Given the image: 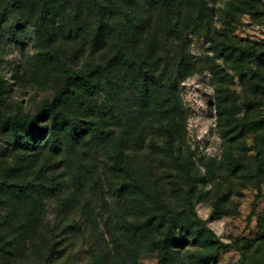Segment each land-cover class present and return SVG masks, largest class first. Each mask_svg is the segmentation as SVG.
I'll use <instances>...</instances> for the list:
<instances>
[{
    "label": "rangeland",
    "instance_id": "1",
    "mask_svg": "<svg viewBox=\"0 0 264 264\" xmlns=\"http://www.w3.org/2000/svg\"><path fill=\"white\" fill-rule=\"evenodd\" d=\"M199 1L0 0V145L91 130L85 150L68 157L70 179L43 201L57 227L56 264H159L161 254L164 264H264V0L202 2L203 25L186 32L177 126L167 90L141 97L125 61L104 77L99 99H85L72 76L114 56L105 17L135 19L127 27L160 42ZM67 86L73 93L57 110L77 121L70 133L51 107ZM10 119L33 126H2ZM118 159L133 170L113 173ZM10 207L1 191L0 222ZM7 252L0 248L2 264Z\"/></svg>",
    "mask_w": 264,
    "mask_h": 264
},
{
    "label": "trees",
    "instance_id": "2",
    "mask_svg": "<svg viewBox=\"0 0 264 264\" xmlns=\"http://www.w3.org/2000/svg\"><path fill=\"white\" fill-rule=\"evenodd\" d=\"M203 1L196 4L195 10L188 17L185 15H179L178 18L173 17L170 29L174 32L163 33L160 42L152 39L156 36L145 39L141 33V27L137 24L133 30L132 27H127L135 24V19L122 22L111 20V16L108 17L109 19L105 17L104 21L110 29L107 39H113L117 43L116 49L114 56L108 58V63L105 60L99 61L85 74L77 72L72 74L79 78L82 89L88 91L84 98L99 99L100 93L104 90V77L109 78L110 73L115 74L116 61H125L142 80L139 88L141 97H147L151 91L154 94L160 88L167 90L171 124L172 126L179 125L183 113L176 90L185 69L189 67V59L185 52L186 32L189 28H200L203 25ZM183 25L187 29L179 28ZM170 35L173 36L171 49L167 46L171 39ZM114 77L116 78V75ZM72 93L71 86L63 88L56 102L51 106L54 114L60 118V126H65L69 133L78 129L77 121L71 114L57 110V105L59 101H65ZM2 126L27 129L32 127L33 123L10 119L6 120ZM51 132L50 129L46 131L45 137L35 144H15L9 148L0 145V176L8 180V182L0 183V192H5L7 198L11 200V207L2 218L3 222H0V227L6 230L5 238L7 239L6 242L0 241V248L8 251L7 256L3 257L5 259L3 264H56L58 242L55 239V230L57 227L55 228L52 221L47 218L48 210L45 209L43 201L48 197L54 198L56 188L60 186L58 183L70 179L72 160L68 157L76 152L79 153L77 150L80 147L85 150L88 146L87 136L91 130L83 136L69 134L65 140L59 136L54 137ZM132 164L133 162L125 163L118 159L113 166H108L113 173L119 175L133 170ZM105 173L108 174V171L105 170ZM108 187L110 188L109 185ZM117 187H120L119 190L123 195L126 190L124 182L117 184ZM82 188L81 185L80 191L83 190ZM155 200L157 205L165 208L166 213L171 214L166 202L159 198ZM44 222L48 225L44 226ZM43 227H47L50 233L43 231ZM1 235L0 232V240ZM165 243L164 240L160 241L162 245ZM164 259L165 255L161 254L159 264H164ZM0 264H2L1 260Z\"/></svg>",
    "mask_w": 264,
    "mask_h": 264
}]
</instances>
